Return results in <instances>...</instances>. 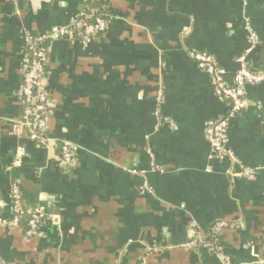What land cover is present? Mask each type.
I'll use <instances>...</instances> for the list:
<instances>
[{"label": "crops", "instance_id": "1", "mask_svg": "<svg viewBox=\"0 0 264 264\" xmlns=\"http://www.w3.org/2000/svg\"><path fill=\"white\" fill-rule=\"evenodd\" d=\"M88 2L0 0V258L260 264L264 82L246 85L248 105L229 128L239 162L219 159L206 123L226 114L229 102L215 96L194 55H214L231 79L252 30L251 68L264 70V0H107L109 28L90 42L49 38V140L32 141L19 123L25 33L51 34L81 11L96 14ZM64 140L78 146L66 166ZM243 165L260 170L250 179ZM14 183L49 218L38 235L27 236L23 219L8 224ZM219 220L231 225L221 235L222 254L185 245L208 238Z\"/></svg>", "mask_w": 264, "mask_h": 264}, {"label": "built area", "instance_id": "2", "mask_svg": "<svg viewBox=\"0 0 264 264\" xmlns=\"http://www.w3.org/2000/svg\"><path fill=\"white\" fill-rule=\"evenodd\" d=\"M107 16L105 11L97 16L81 11L76 14L70 25L56 27L51 34L31 31L25 33L26 52L21 65L22 83L19 89L24 110L19 123L28 131V136L32 141L45 143L49 140V119L54 106L51 94L44 82L48 76L49 38L80 39L90 42L95 36L108 30L110 22ZM249 33L251 45L237 57L236 61L239 67L231 79L228 78L226 68L219 63L214 55L208 52H198L194 55L199 68L208 76L215 96L229 102L226 114L210 119L206 123V132L211 148L217 158L237 163L239 161L230 146L229 128L238 112L248 105L246 85L252 82H264V70H252L251 68L248 54L255 49L258 40L255 32L250 30ZM158 99L160 103L163 99V91L159 93ZM60 148V163L65 166L72 164L78 146L70 140H64ZM259 170L260 167L243 165L242 175L253 179ZM11 193L13 215L8 224L18 226L24 216H27V236L40 234L43 225L49 219L48 216L39 207L26 204L24 194L18 184H12ZM228 226H231L230 222L219 220L212 225L208 238L200 239L198 237L185 245L193 247L201 244L212 252L222 254L225 250L221 235ZM261 244L264 248V234ZM226 259L229 260L228 256ZM227 262L229 263V261ZM260 264H264V256L260 260Z\"/></svg>", "mask_w": 264, "mask_h": 264}, {"label": "trees", "instance_id": "3", "mask_svg": "<svg viewBox=\"0 0 264 264\" xmlns=\"http://www.w3.org/2000/svg\"><path fill=\"white\" fill-rule=\"evenodd\" d=\"M107 0H89L88 2V11L93 9V8H96L97 9V13L95 14L96 16L101 13V12H104L105 11V4L107 3L106 2ZM95 18V17H94ZM55 168L56 171H61V169L57 166L58 163L57 162H54L52 164ZM27 216H24L23 218V223L26 225L27 224Z\"/></svg>", "mask_w": 264, "mask_h": 264}, {"label": "water", "instance_id": "4", "mask_svg": "<svg viewBox=\"0 0 264 264\" xmlns=\"http://www.w3.org/2000/svg\"><path fill=\"white\" fill-rule=\"evenodd\" d=\"M0 264H4L3 260L0 258Z\"/></svg>", "mask_w": 264, "mask_h": 264}]
</instances>
